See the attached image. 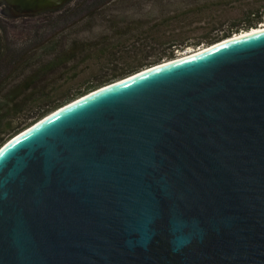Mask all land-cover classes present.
<instances>
[{"label": "water", "instance_id": "1", "mask_svg": "<svg viewBox=\"0 0 264 264\" xmlns=\"http://www.w3.org/2000/svg\"><path fill=\"white\" fill-rule=\"evenodd\" d=\"M0 264H264V28L99 87L4 143Z\"/></svg>", "mask_w": 264, "mask_h": 264}, {"label": "trees", "instance_id": "2", "mask_svg": "<svg viewBox=\"0 0 264 264\" xmlns=\"http://www.w3.org/2000/svg\"><path fill=\"white\" fill-rule=\"evenodd\" d=\"M245 2L241 17L222 14ZM263 21L264 0H70L29 18L17 39L0 28V145L99 87Z\"/></svg>", "mask_w": 264, "mask_h": 264}, {"label": "rangeland", "instance_id": "3", "mask_svg": "<svg viewBox=\"0 0 264 264\" xmlns=\"http://www.w3.org/2000/svg\"><path fill=\"white\" fill-rule=\"evenodd\" d=\"M249 3L250 2H245L242 5H239V4L238 5H232L229 7L228 10L223 11L222 14H225L226 16H228V18L241 17L242 13H244V11H246V9H249L250 7H252ZM4 10H7V4L6 3L0 4V28L4 32L5 36H7V38H9V39L19 38L21 30L26 29V23L27 22H25V21H27L29 18H33V17L43 13V12H41V13H37L34 15H20L18 13L5 12ZM35 21L36 20H34V22ZM203 27H205V24L203 22L197 21V23H195L191 28V29H194L192 35H195V36L200 35L203 31ZM259 27H264V21L258 25V28ZM241 32H243V31H241ZM203 47H206V46H198V47L188 46L184 50L179 51L177 53V57H181L183 55L195 52L199 49H202ZM25 116L26 115H24V114L13 115L10 118V123L12 125H17L18 123H20L21 121L24 120ZM23 129H25V128H23ZM22 130H19V132H21ZM16 134H14V135H16ZM7 141H8V139H6V141H4L0 145V147L4 143H6Z\"/></svg>", "mask_w": 264, "mask_h": 264}, {"label": "bare ground", "instance_id": "4", "mask_svg": "<svg viewBox=\"0 0 264 264\" xmlns=\"http://www.w3.org/2000/svg\"><path fill=\"white\" fill-rule=\"evenodd\" d=\"M9 11V10H8ZM10 12V11H9ZM264 27H259V28H253V29H251V32H253V31H257V30H260V29H263ZM247 32H250V30H248V31H243L242 32V34H244V33H247ZM196 52V51H195ZM195 52H192V53H189V54H186V55H183V56H187V55H190V54H193V53H195Z\"/></svg>", "mask_w": 264, "mask_h": 264}, {"label": "flooded vegetation", "instance_id": "5", "mask_svg": "<svg viewBox=\"0 0 264 264\" xmlns=\"http://www.w3.org/2000/svg\"><path fill=\"white\" fill-rule=\"evenodd\" d=\"M4 11H5V12H9L8 9H7V10H4ZM46 11H47V10H46ZM42 12H44V11H42ZM39 13H41V12H39Z\"/></svg>", "mask_w": 264, "mask_h": 264}]
</instances>
